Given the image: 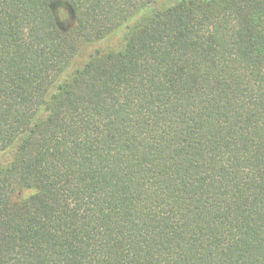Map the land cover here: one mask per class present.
Listing matches in <instances>:
<instances>
[{
  "label": "trees",
  "instance_id": "obj_1",
  "mask_svg": "<svg viewBox=\"0 0 264 264\" xmlns=\"http://www.w3.org/2000/svg\"><path fill=\"white\" fill-rule=\"evenodd\" d=\"M51 1L0 0V264H264V0Z\"/></svg>",
  "mask_w": 264,
  "mask_h": 264
},
{
  "label": "rangeland",
  "instance_id": "obj_2",
  "mask_svg": "<svg viewBox=\"0 0 264 264\" xmlns=\"http://www.w3.org/2000/svg\"><path fill=\"white\" fill-rule=\"evenodd\" d=\"M166 0H160V2H164ZM50 5H52L51 14L54 19V22L57 28L64 34H68L75 25V19L68 9L67 5L61 0H52ZM120 30L114 32L107 38L101 41L93 42V43H82L79 45V49L73 63L71 64L72 68L82 64L89 54L93 53L96 50L103 49L107 46L113 45L118 37L121 35Z\"/></svg>",
  "mask_w": 264,
  "mask_h": 264
},
{
  "label": "water",
  "instance_id": "obj_3",
  "mask_svg": "<svg viewBox=\"0 0 264 264\" xmlns=\"http://www.w3.org/2000/svg\"><path fill=\"white\" fill-rule=\"evenodd\" d=\"M66 4V3H65ZM67 5V4H66ZM68 7V6H67ZM52 9V5H50V10ZM68 9L70 10V8L68 7Z\"/></svg>",
  "mask_w": 264,
  "mask_h": 264
}]
</instances>
